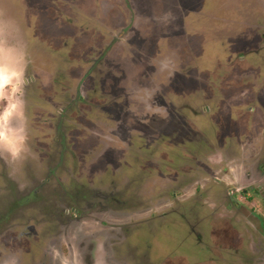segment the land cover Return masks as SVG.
I'll return each instance as SVG.
<instances>
[{"label": "rangeland", "instance_id": "1", "mask_svg": "<svg viewBox=\"0 0 264 264\" xmlns=\"http://www.w3.org/2000/svg\"><path fill=\"white\" fill-rule=\"evenodd\" d=\"M13 1L40 57L66 78L80 75L82 99L69 115L76 125H64L79 155L74 173L80 187L102 191L98 203L111 196L122 219L99 213L65 239L50 214L48 224L32 223L44 228L39 253L27 260L2 243L0 264L8 254L58 264L53 248L80 264H255L264 248V0ZM165 58L174 74L158 70ZM61 86L46 96L59 97ZM146 90L167 120L148 121L137 103ZM55 150L37 143L36 164Z\"/></svg>", "mask_w": 264, "mask_h": 264}, {"label": "flooded vegetation", "instance_id": "2", "mask_svg": "<svg viewBox=\"0 0 264 264\" xmlns=\"http://www.w3.org/2000/svg\"><path fill=\"white\" fill-rule=\"evenodd\" d=\"M5 1L8 9L0 8V13H6L16 20H20L22 14L19 16L14 12L18 11L15 7L17 3L15 4L13 0ZM24 7H27V3L21 9ZM20 29L22 38L27 45V50L30 52V63L28 66L29 82L25 91L29 150L20 159L15 161L7 154H0V192L3 193L0 196V254L2 252L1 244L3 243L8 248L18 249L19 254L24 259L27 257V260H30L36 253H39L40 243L42 242L40 241V237L41 235L43 236L44 232V228H41L42 225L40 227L35 226L37 229L35 231L32 223L39 224L42 221L43 225L48 224L47 221L50 214L53 218L60 220V224H63L62 230L64 231L62 235L65 239L66 237L70 238V229L73 230L74 227H78L83 223L82 221L99 220L97 217L99 213L108 214V217L118 220H121L122 217L114 214L113 204L115 201L110 198L111 196L107 195V204L106 202L103 204L98 203L97 199L105 198L97 194L102 193V191L99 192V190L94 188L91 182L85 187H80V181L74 173V169L79 165V155L77 156L76 154L74 144L70 142L67 144L71 130L69 127L68 133L65 132L64 125H76L74 119L69 117V115L71 110L76 109L75 103L80 102L82 99V94H80L82 87L80 75H77V73L73 75V78H66L61 75L64 73V69L54 64L49 66L50 63L44 59L43 53L41 58V52H37L36 50V32L28 29V26L24 23L20 24ZM56 71L59 73L58 76L56 75ZM66 79L68 84L65 85ZM75 80H78L79 83V87L77 88L74 85ZM60 83L62 84V94L57 98H48L45 91L50 88H56ZM63 86H67L68 95H63ZM75 93H77L76 97L74 96ZM68 102L70 104H67ZM145 116L148 118V121L152 120L151 116ZM42 123L45 126L52 127L50 131L45 130ZM55 133H57L58 137L62 136L60 142L58 137H56L57 140L53 137ZM103 140L104 142L102 141L99 147L104 151L107 150L108 146V142L105 141L113 140L108 137ZM43 141H48L49 144L55 145L56 152L50 153V155L49 152H46V156L48 157L47 161H45L46 164L39 165L35 161H40L41 157L34 156L33 149L37 143L41 144ZM90 152L92 154L93 151ZM30 160H34V164ZM89 162V170L92 172V168L94 169L96 164L92 158H90ZM82 191H87L89 195L85 197L80 196ZM91 193H95L94 196H91ZM87 206L88 208H86ZM111 206L112 208H110ZM49 207L53 208L51 212ZM153 207L150 206V208ZM68 210H70L69 213H67ZM2 212L5 214L1 216ZM71 213L74 214L72 218L70 217L71 219L65 218L67 215H71ZM67 220L70 221L66 223ZM100 223L104 224L106 222L100 221ZM108 224L110 223L108 222ZM23 228L28 230L27 235L24 238H18L17 233H20ZM113 234L110 233L109 237L116 240L117 238H114ZM33 241L36 244L35 248L24 247V243L32 244ZM256 250L257 252L253 253L254 257L260 254V258L254 259L257 261H255V264H264V248L260 247ZM10 255L8 254L7 256Z\"/></svg>", "mask_w": 264, "mask_h": 264}, {"label": "clouds", "instance_id": "3", "mask_svg": "<svg viewBox=\"0 0 264 264\" xmlns=\"http://www.w3.org/2000/svg\"><path fill=\"white\" fill-rule=\"evenodd\" d=\"M29 63V53L19 23L14 17L0 13V97H6L4 106L0 108V154H7L13 161L29 150L25 100ZM175 67L174 60L165 58L158 70L174 74ZM156 94L149 90L137 97V103L143 106L145 115H158L167 120V113L162 114L154 103ZM52 256L58 264H80L77 254L67 256L53 248ZM3 264H19V258L12 254Z\"/></svg>", "mask_w": 264, "mask_h": 264}]
</instances>
